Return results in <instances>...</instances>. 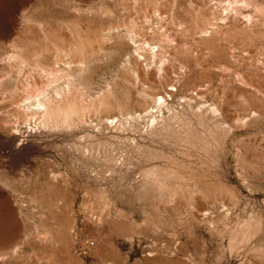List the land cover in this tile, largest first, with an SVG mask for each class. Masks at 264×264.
<instances>
[{
	"label": "rangeland",
	"instance_id": "1",
	"mask_svg": "<svg viewBox=\"0 0 264 264\" xmlns=\"http://www.w3.org/2000/svg\"><path fill=\"white\" fill-rule=\"evenodd\" d=\"M216 1L36 0L0 43V264H264V0Z\"/></svg>",
	"mask_w": 264,
	"mask_h": 264
},
{
	"label": "bare ground",
	"instance_id": "2",
	"mask_svg": "<svg viewBox=\"0 0 264 264\" xmlns=\"http://www.w3.org/2000/svg\"><path fill=\"white\" fill-rule=\"evenodd\" d=\"M218 2L220 5L224 6V10H228L230 8H237L236 9V13H240L242 16L244 17H249L251 18V14L250 13H243V12H239L238 8L242 9V7H250V6H253L251 3L252 2H249V1H245V0H242V2L240 3L238 0H227L224 4L222 3V1H216ZM227 3V4H226ZM219 6V5H218ZM241 16V17H242ZM206 32V31H205ZM144 42V41H143ZM138 46V48H140L139 45H136ZM142 47V46H141ZM16 56V55H15ZM19 56V55H18ZM14 58V57H13ZM70 58V57H69ZM20 60V59H19ZM26 63L25 60L22 59L21 61V64H24ZM64 64H67L66 61H64ZM10 65V64H9ZM68 65V64H67ZM79 67L80 69L82 70H85L87 64L86 62L82 59L80 62H79ZM37 66V65H36ZM39 67V65H38ZM37 68V67H36ZM3 69V68H2ZM39 69V68H38ZM40 69L42 70V73H47L48 74V77L49 75H53L52 76V79H49V82H46L45 84H43L42 86H38L37 84L36 85V89H35V92L31 94V96H28L25 98L23 104V109L25 110H28L30 114H34V113H40L43 117V119H46L49 120L51 118H55L54 117V110L52 108V105H51V98L48 97V92L47 90L49 89V86L51 83L54 82H58V75L55 74L56 71L53 73L52 70H49V69H46V67H40ZM9 71V70H8ZM62 71V70H61ZM58 73V72H57ZM69 74L68 71L65 72V75L67 76ZM69 78V77H68ZM67 81V80H66ZM72 81V80H71ZM68 82V81H67ZM73 83V82H72ZM52 86V85H51ZM34 87V86H33ZM56 88H59L58 91H56L57 93H61L63 91L64 95L67 96V94H71L69 93V91H71V86L66 83L65 85H63L62 87L59 85L55 86ZM61 91V92H60ZM72 92V91H71ZM68 95V96H69ZM59 109V107L57 108V110ZM73 109V108H72ZM27 111V112H28ZM77 111V110H76ZM65 117V116H64ZM66 119V118H65ZM44 121V120H43ZM68 122V121H67ZM1 203H0V211L1 210ZM3 214H0V232H1V224L3 225V223H6V221L4 219H2V216ZM10 216V213L8 214ZM5 225V224H4ZM3 228V227H2ZM17 248V247H16ZM16 248H12V250L16 249ZM7 253V252H5ZM2 256V255H0Z\"/></svg>",
	"mask_w": 264,
	"mask_h": 264
},
{
	"label": "crops",
	"instance_id": "3",
	"mask_svg": "<svg viewBox=\"0 0 264 264\" xmlns=\"http://www.w3.org/2000/svg\"><path fill=\"white\" fill-rule=\"evenodd\" d=\"M36 0H0V43L20 40L21 19Z\"/></svg>",
	"mask_w": 264,
	"mask_h": 264
},
{
	"label": "built area",
	"instance_id": "4",
	"mask_svg": "<svg viewBox=\"0 0 264 264\" xmlns=\"http://www.w3.org/2000/svg\"><path fill=\"white\" fill-rule=\"evenodd\" d=\"M94 243L92 241L89 242V245L92 246Z\"/></svg>",
	"mask_w": 264,
	"mask_h": 264
}]
</instances>
